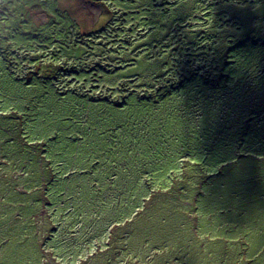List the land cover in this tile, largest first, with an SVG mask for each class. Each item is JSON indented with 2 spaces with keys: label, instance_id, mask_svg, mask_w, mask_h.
Wrapping results in <instances>:
<instances>
[{
  "label": "rangeland",
  "instance_id": "rangeland-1",
  "mask_svg": "<svg viewBox=\"0 0 264 264\" xmlns=\"http://www.w3.org/2000/svg\"><path fill=\"white\" fill-rule=\"evenodd\" d=\"M254 1V4L252 0L129 1L127 12L141 13L136 14L133 20L135 28L141 30L143 39L147 33H154V38L148 44L134 42L131 47L134 53L148 46V51L143 50L146 55L141 58L149 60L146 59L148 54L152 56L150 60L152 59L158 69L153 71V75L159 74V77L164 78L163 82H157L155 90L151 91L157 96V102L141 103L139 100L142 92L150 90L147 88L153 81L150 77L135 81L134 77L120 76L115 77L113 81L114 77L88 76L84 80L80 78L81 84H78L80 81L68 79L71 87L75 84L85 87L81 90V95L85 94L82 100L86 101L78 98L77 93L69 92L59 101L62 104L59 117L65 122L59 121V118L48 122L40 120L33 127L34 133L30 142L32 144L19 146L17 150L13 148L8 159L4 150H0V239H9L2 248L3 262L69 264L67 255L71 253V242L76 239V245L80 247L90 244L93 230L86 223L95 218L98 211L105 210L112 214L115 211V219L119 220L106 227L103 241L107 259L113 264H156V261L158 264H264V77L259 75L262 73L261 76H264V49L259 52L262 54V57H258L261 60L255 61L251 55L257 50L250 47L254 43L264 44V38H257L260 30L263 32L261 36L264 37V0ZM93 2L85 6V17H80L81 28L97 29L102 24L101 20H105L102 17L97 21L104 5L108 10L119 8V0ZM119 11L123 12L121 9ZM159 11L169 13L170 19L143 25V15ZM40 20L44 22L43 17ZM2 34L6 36L5 32ZM130 36L135 39L137 32H132ZM10 38H13L12 35L0 41L1 49L5 46L7 49ZM105 41H108L107 47L111 49L113 46L109 45V40H102L100 43ZM244 44L247 46L243 51L234 53L235 46ZM101 46L104 48V45ZM228 48H233V51L226 56ZM105 52L108 54V49ZM19 53L22 57L28 56V60L33 59L34 53ZM104 56L106 55L100 56L102 63H106L104 60L107 57ZM42 61L40 63H43ZM48 61L45 60V64H48ZM31 63L25 62L21 68L31 66ZM108 69L112 73V69ZM9 77L8 74L0 73V86L10 93L17 89L23 90L21 93L25 102L24 112L21 111L20 98L13 95L17 106L9 104L2 107V101L0 120L11 116L16 123L13 126L6 124L7 132L14 138L20 135L24 140L22 137L25 138L27 133L31 135L32 123L40 118L36 108L39 99L34 93L27 95V90L15 82L12 84ZM221 77H232L233 80L229 82L220 79ZM68 80L64 82L66 88ZM132 80L133 82L126 84ZM239 80H242L239 82L242 87V102L238 103L236 116L239 118L241 109L248 111L243 116L246 123L244 127L248 126V120L252 116L253 121L255 117H259V120L251 125L255 128L253 136L238 134L239 143L226 146L230 151L226 158L219 154L223 146L217 147V142L213 150H203L202 146L199 149L201 151H195V143L190 147L183 139V124L199 127L196 133L188 132L193 133L187 136L188 138L192 139L194 134L197 140L209 137L208 134L201 137L207 130V124L204 123L206 118L201 116L203 109L200 101L211 98L218 86L220 91H217V94L221 90L228 92ZM211 86H215V89ZM110 88L116 93L113 98L108 97ZM251 91L258 93L253 99ZM3 92L0 88V96L5 101L7 95ZM69 95L78 100L70 99ZM136 105H142L139 111ZM95 109L99 111L102 120L112 121L105 125L104 129L107 128V131L102 129V125L96 126L97 131H105L103 134L106 136L103 138L106 141L100 137L93 139L87 128L85 138L84 132L75 125L87 122ZM213 109L214 105L211 110ZM143 112L144 116L141 115ZM153 116L161 133L168 126L167 137H162L163 141L158 145V137H153L155 130L152 133L143 126L147 125L150 118L151 122H155ZM128 121L139 125L130 130L124 143L119 144L117 139L121 140L125 131L110 136L109 129L116 131L121 122L128 124ZM173 121L178 122L177 126ZM214 121H217V118ZM66 122H69V128ZM54 127L57 129L52 131ZM149 127L154 128V124L149 123ZM233 134L232 131H225L223 139L226 138L229 143ZM58 135L60 144H53L59 140ZM0 137V143L4 145L10 138L7 135ZM67 141L69 144L65 145ZM44 142L48 148L62 146L58 152L65 156L55 158L57 156L53 157L48 151L46 160L50 161L51 165L45 163L43 169L37 172L25 170L29 163V160H25L27 153L33 152L40 160L45 159L42 158L45 152L42 147ZM107 142L109 145L105 148ZM69 146L74 147L75 152H65ZM68 153L73 154L66 156ZM201 153V157L197 156ZM147 161H150L148 167ZM162 162L161 171L158 164ZM187 162L193 163L201 170L205 169L206 173L201 176L191 171L186 189H180L181 194L175 195L172 200H165L168 197L165 194L171 190L175 180L185 185L183 168ZM2 163H6L10 168L3 169ZM17 171L21 177L27 173L24 180L14 179ZM81 177L86 179L81 181ZM35 185L40 186V195L31 191L37 190L36 187H30ZM159 192L164 194L160 195ZM149 196L151 202L146 206ZM21 200L25 203H21ZM40 201L42 210L35 215L37 222L34 225L32 216L39 208ZM7 202H12V206L8 207ZM49 202L53 203L47 206ZM169 202L176 204L175 208L178 209H174L175 212L182 215L183 220L179 224L177 214H172L167 207L161 208L163 204L171 205ZM17 203H20V208L15 209L14 204ZM43 204L46 205L45 210ZM89 204L92 206L90 213ZM158 206L160 208H156ZM154 207L155 212L159 214L151 217ZM167 211L169 216L167 217L166 213L165 217H161L160 214ZM17 215L20 216L21 222L6 225ZM147 217L149 218L146 219ZM45 223H50V228H54V225L60 227L59 231H62L66 240L65 246H51L50 233L42 227ZM137 223H140L139 229L135 232ZM35 226L41 251L37 244ZM39 230L41 232H38ZM100 233L102 232L99 231ZM160 237L162 238L157 239ZM58 239L59 237L55 239L56 242ZM80 241L83 242L80 244ZM93 242L94 248L101 243L96 237H93ZM61 249L64 254L60 256ZM105 253L90 257L91 264H103ZM88 258L89 256L83 255V259ZM62 259L64 261H61Z\"/></svg>",
  "mask_w": 264,
  "mask_h": 264
},
{
  "label": "trees",
  "instance_id": "trees-1",
  "mask_svg": "<svg viewBox=\"0 0 264 264\" xmlns=\"http://www.w3.org/2000/svg\"><path fill=\"white\" fill-rule=\"evenodd\" d=\"M93 1L94 0H0V41L2 39H6V37L10 35H12L13 37V38H10V40L8 41L12 48L10 47V45H7L8 46L7 49H6V46L4 47V49L0 48L2 50L0 51V73L8 74L10 76L9 81L12 84L15 82L17 85L24 87V90H27L26 92L27 95L30 93H34L35 95H37V98L39 100L37 101L38 104H36V108L39 111V117H40L39 119L37 118L36 121L32 123V126L30 128L31 135H29L30 133H27V136H25V138L22 137L24 140L20 138V135L14 138V136H10L9 133L7 132L8 129L6 127V124H10L13 126L16 123L15 120L11 116L1 118L0 136L7 135L10 137L8 139V142L5 145L0 143V150L1 151L4 150V153L6 154L5 156H7V159H8V156L11 150H13V148L17 150V148L19 149V146L24 147L31 142L32 135L34 133V132L32 133V130L38 121L42 120V122H48L51 119L59 118L58 119L59 121L65 122L61 120V116L59 117V111L61 112V110L59 109H60V105H62L59 101L63 99L65 95H68L69 92L72 91V93L74 94L77 93L79 95L78 98L81 97L80 98L81 100L82 98H84L85 94L81 95V90H84L85 87L84 86L80 87L77 84H75L74 87H71L70 80H68L69 78L70 79L72 78L75 81H80L78 84H81L82 80L86 79V77L88 76L89 77L104 76L107 78L114 77L112 79L113 81L115 77H120V76L128 77V78L134 77L133 79L135 81L142 80L143 77L144 78L147 77V79L150 77L153 80L151 85L147 86V88H149L150 90L142 92L140 94L141 97L139 100L141 103H148L152 101L157 102V96H155V94L151 91L155 90L156 83L163 82L164 78L159 77V74L157 76L155 74L153 75V71H156V70L158 71V69L156 68V64L153 63L152 59L150 60L152 56L148 54V58L146 59H149V60H145L141 58L146 55L145 53H143L144 52L143 50L145 49L147 50L148 46H144V48L134 51V53H133V48L131 47L132 43L134 42H139L140 44H144V45L148 44L151 41V39L154 38V33L152 32L147 33V35L143 39V36L140 33L141 30H138L135 28V23H134L135 20H133V18H135L136 14H141V13L133 14V13L127 12V8L130 5L129 1L132 2V0H119L118 2L119 8L118 9L116 8V10H108V8L104 5L102 8V13L100 14V17L97 20V21H100L102 17L105 18L104 21L101 20L102 24L97 29L89 30L88 27L81 28L80 27L81 26L80 17H85V11H86L85 6L91 3H94ZM252 2L253 4L255 3L254 0H252ZM112 5L114 4L112 3ZM158 6L162 7V5H158ZM115 7H117V4H115ZM120 9L123 12H120L119 11ZM167 11H170V10H167ZM258 11L260 12V10ZM150 14L148 13L146 14V16L142 14L143 19H145V22L143 23V25L147 26V24L153 21L160 22V21H163V19L165 18L170 19L169 13L164 14L161 11H159V12H150ZM42 17L44 18V22L40 20V18ZM134 31L137 32V37L135 39H131L130 35ZM4 32L6 33L5 34L6 36L2 34ZM162 34H164L163 31H162ZM261 35H263V32L260 30L259 33H257V38L263 39L264 37H262ZM102 40H109L110 42L109 45L113 47L109 49L107 47L108 41L100 43ZM99 45L100 46L104 45V48L103 46L100 47ZM245 46H247V44L235 46L234 53H239L243 51V48ZM250 47L254 50H257L255 52L256 55L252 54L251 57L255 61H260L261 58L259 59L258 57H262V54H260L259 52H261L264 49V44L254 43V44H251ZM107 49H108V54H106L105 52L107 51ZM18 50L20 52L29 51L31 53H34L32 55L33 62L32 60L27 59L28 56L22 57ZM232 51H233V48H228L226 52V56L227 54H230V52ZM118 53L122 55L120 56L118 55ZM101 55H106L104 56V58L107 57L104 60V62L106 63L101 62V57H100ZM39 58L44 59V60L43 61L38 60ZM45 60H49L48 64H45ZM40 61H42L43 63H40ZM25 62L26 63L32 62L31 66L33 67H31L30 65H27L26 68H21L23 66V63ZM108 68L112 69V73L109 72ZM141 73L146 74V75H143ZM261 74L262 73H259L260 77H264V76H261ZM80 78H82V80H80ZM247 78L248 77H246V79ZM220 79L228 80L229 82L233 80L232 77L231 78L221 77ZM66 80H68L67 82L68 88L64 86V82ZM241 81L242 80H239L237 84L233 86L231 90L229 89V91L225 93L223 92V90H221V92L217 94V91H220V89L218 88L219 86H218L217 87L218 90L214 91L215 94L213 96H210L211 98L203 99L202 101H200V104L203 109L201 116L202 118H206L204 123L207 124V130H205V132L202 133L201 137H204L207 134H208L207 136L209 137H205L202 140H197L195 139L196 135L194 134L193 135L194 139L192 137H191L192 139H190L187 136H190L193 133H188V132L194 131V133H196L195 131L199 129V127H193L191 125L187 126L185 125V123L183 124L181 128V131H184L183 134L181 133L183 135V139L188 142L190 147L192 144L195 143V151L199 150L202 146H204L203 150L204 149L213 150V147H215V142H217L219 143L217 147H220L221 145L223 146V148L220 149L221 153L219 154L223 155V157L226 158L230 155V151L227 150L229 148H226V146L227 145H237L239 143L238 134L241 133L245 136L247 134H250L253 136L255 132V128L251 125L252 123L257 122L259 120L258 119L259 117H255L256 119L255 121H253L252 120L253 116H252V118L248 120V124H247L248 126L244 127L246 123H245V120H243V116L248 111H246V109H241V114L239 118L236 116L238 113L237 112L238 103L242 102V94L240 90V88L242 87H241V83H239ZM131 82H133V80L130 82H127L126 84H129ZM204 84H207V83H204ZM211 87L215 89V86H211ZM236 87H239V89H237ZM0 88L2 89V92L5 91V89L2 88L1 86ZM212 88H209V89H212ZM16 91H20V92L18 93ZM22 91L23 90L17 89L13 93L6 92V91L5 93L3 92L7 96L5 98V101L0 96V105L3 101L4 103H2V107H6L5 105L9 106V104H12V105L15 104L17 106L16 99L13 98V95H15L16 98H20L21 103H22V106H20L22 107L21 111L24 112L23 109H24L25 102H24V98L21 93ZM108 94H109L108 97H111V98L116 96L115 90L111 88ZM257 94L258 93L256 91H251V98L253 99L254 96H256ZM69 96H71L70 99L72 100L77 99L73 95H69ZM55 98L58 101H56ZM47 99H50V101H47ZM11 101L13 103H10ZM82 101H86V100H82ZM213 105L215 109L211 110L213 108ZM136 106H138V111H139V109H141L140 106L142 105H136ZM92 111H93V114L89 117L87 122H85L84 124H75V125L77 127H80V130L84 133H86V128H87L88 134H92L93 139H95L96 137H100L104 139L103 137L106 135H104L103 132L108 130L107 128L104 129L105 125L112 123V121L106 120V119L102 120L103 118L99 116V111H97L96 109ZM22 112H19V113H22ZM141 115L144 116L145 112L141 113ZM215 118H217V121H214ZM153 120H154V116H153ZM151 121H152V118H150V120L147 121V125H143V126L146 127V130H151L152 133H153V130H155V132L153 133V137L154 138L158 137L156 139L157 140L156 143L158 145L160 141H163L162 137H167L168 126L164 130H162L163 133H161V130L159 129V124L156 123L155 120H154L155 122H151ZM128 122H129L128 124L121 122L119 125L120 126L119 129H117L116 131L109 129V132H111L109 134L110 136L117 135L119 132L125 131V134L123 135L121 140L117 139L119 144L124 143V141L129 136L130 130L137 128V126L139 125V124L137 125L133 124L132 121H128ZM173 122L177 126L178 122L176 121H173ZM149 123H153L154 128L149 127ZM66 125L68 126V128L70 127L69 122L68 123L66 122ZM97 125H102L103 126L102 129H104L105 131L102 132L101 131L102 129L97 131L96 129ZM56 129L57 128L54 127L52 131ZM204 129L205 127L202 128L203 131ZM48 130H51V129H48ZM225 131H232V133H234L231 136V140L229 141V143L226 138L223 139V133ZM84 133H83V136L87 138V133L86 134ZM185 133H188V134H185ZM223 142L225 144H223ZM213 143H214V146H213ZM48 144H50V141H48ZM53 144H60V137H59V140H56L55 143ZM67 144H69V141H67L65 145ZM136 144L140 146L139 143L136 142ZM3 145L4 147L1 149ZM108 145L109 143L107 142V145L105 146V148ZM70 146L69 148H66L65 152H69L71 150L75 152V148L70 147ZM42 147L45 148V152L42 156V158L45 157V159L40 160L39 157L36 155V153H33V152H29V154L27 153L28 156L25 160H29V163L25 170H32L34 172H37L43 169V167L45 166V163H47L48 165H51V162L46 160L48 151L52 153L53 157L57 156L55 158H60V157L65 156L62 153L58 152V150L62 146L55 145V146H52L51 148H48L47 146H45V142H44V145H42ZM18 152H20V150ZM83 152L85 153V148H83ZM72 154L68 153L66 156H70ZM202 155L203 153L197 154V156H200V157ZM175 158H176L175 155H173V159ZM214 159H215V154L213 155V160ZM5 164L6 163H2L3 169L10 168L8 167V165H5ZM101 164L104 165L105 163H101ZM224 164L226 163H223V165ZM148 165H150V161H147V167ZM158 165L160 167L159 170L162 171L163 168L161 167L163 165V162L159 163ZM55 166L57 167V165ZM152 166H153V163H152ZM186 167H189V168H186ZM211 167H212V164H211ZM183 170H184V177H185V181H184L185 185H182L179 180L178 181L175 180L171 190L165 194V196H168L166 197L165 200L167 201L172 200V198H174L175 195L181 194L180 189L182 190L183 188L186 189V184L189 181L191 171L201 176L206 173L205 169L201 170L197 168L195 165H193V163L185 164V167L183 168ZM15 175H16V177H14L15 180H24L25 177L27 176V173L25 172V175L21 177L19 172L17 171ZM77 179L79 178H76V180ZM85 179L86 178L84 177L80 178L81 181H84ZM42 183H41V188H43ZM28 184L29 183H27V185ZM30 187L31 188L36 187L37 190L33 189L31 191H33L36 194L39 193L40 195V192H38V187L40 186L35 185V186H30ZM142 188H144V186ZM145 190L147 189H144V191ZM159 193L160 195L164 194L162 192H159ZM149 198L150 196L147 199L146 206H148L149 203L151 202ZM84 202L86 203L85 200ZM21 203H25V202L21 200ZM52 203L53 202H49L46 205L50 206ZM19 204L20 203L14 204L15 209L20 208ZM136 204H139V203H136ZM7 205L8 207H11L12 202H7ZM7 205L5 207H7ZM43 205H44V210H45L46 205L45 204ZM185 205L186 204H184V207ZM0 206H1V209H0V212H1L2 204H0ZM176 206H177L176 204H172V203L171 205L163 204L161 208L167 207L172 214H177L178 215L177 224H179V222H181L183 218L180 213L175 212L174 209H178V208H175ZM156 208H160V207L158 206ZM41 210H42V205L40 201L39 208L32 216V218L34 219V225L37 222V220L35 219V215L39 213ZM91 210H92V206L89 204L88 213H90ZM153 210H154V213L151 217L159 214L155 212V207ZM113 212L114 214L116 213L115 211ZM166 213L168 217L170 214L168 213V211L160 214L161 217H165ZM97 214L98 215L95 218H92L86 223L87 226H89L90 229L93 230V235L90 240V244H85L83 247H80V245H76V242H77L76 239H75L76 241L73 240L71 242V247L69 249L71 250V253L67 255L69 264H91L90 257L96 256L97 254L101 252L105 253L104 250L106 246H104L103 241L105 240V236L107 232L106 227L109 226L110 224H114L115 222L113 221H119V220L115 219L117 215L112 214V212H105V210L102 212L98 211ZM19 217L20 216L17 215V217L7 222L6 225H9V224L14 225L17 222H21L22 220ZM148 218L149 217H147L146 219ZM102 222H105L107 224L103 225ZM49 224L50 223H45L42 227L45 228V230L49 231L50 233L49 241H51V244H52L51 246L53 245H64L65 246L66 240H65L64 234L61 233L62 231H59L60 227H58L57 225H54V228H50ZM139 224L140 223L136 224L135 232L139 229ZM36 230L37 229L35 226V231ZM99 231L102 233L99 234ZM38 232H41V230H39ZM57 237H59V239L56 242L55 239ZM93 237L98 238L101 242V243L99 242L100 245L96 248H94L95 245L93 242ZM36 238H37V244L41 251V247L39 245V239L37 236V231H36ZM161 238L162 237L157 238V239H161ZM8 241L9 239L7 238L0 239V243H1L0 244V255H1L0 264H7L2 261V258H3L2 248L4 244H6ZM82 242L83 241H80V244ZM130 249H131V246H130ZM94 251H95V255H94ZM59 252L60 254L59 253L58 254L60 256L61 254H64V251L62 249L59 250ZM83 255L89 256V258L83 259ZM41 257H42V252H41ZM61 261H64V260L62 259ZM44 264H47V263L45 262ZM98 264H100V262H98ZM103 264H113L107 259L106 253L104 254V257H103ZM156 264H158L157 261H156Z\"/></svg>",
  "mask_w": 264,
  "mask_h": 264
}]
</instances>
